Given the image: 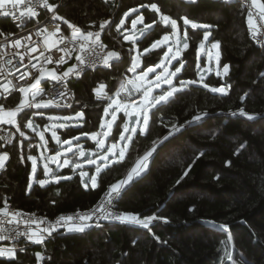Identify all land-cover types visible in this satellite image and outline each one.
<instances>
[{
	"label": "trees",
	"instance_id": "16d2710c",
	"mask_svg": "<svg viewBox=\"0 0 264 264\" xmlns=\"http://www.w3.org/2000/svg\"><path fill=\"white\" fill-rule=\"evenodd\" d=\"M153 3L159 12L151 9ZM58 13L67 34L69 24L86 33L100 32L109 52L120 55L111 66L87 72L70 83L76 94L71 108L44 110L47 115L83 111L78 126L59 129L63 140L100 130L108 101L95 99L94 90L105 82L108 92L114 93L131 63L130 43L123 41L117 28L125 13H129L128 25L138 15L151 25L137 41L140 51L172 31L160 15L176 20L182 33L188 30L189 45H195L194 58L186 61L177 81L198 79L195 54L205 31L211 33L210 43L219 42L220 65H229V71L225 76L208 74V87L190 84L152 108L146 133H136L125 159L99 173L96 188L89 185L90 176L85 188L80 171L70 166L55 176L71 179L44 186L30 184L32 162L27 157L37 153L36 145L15 130L10 146L13 158L0 173V206L7 198L16 208L53 217L91 208L110 184L129 173L153 141L168 136L173 126L179 128L157 148L148 170L127 186L118 201L125 213L159 217L150 229L106 222L84 232L61 233L43 245L27 246L16 259L0 258V264H40L36 253L41 252L45 254L41 264H264V46L249 38L245 8L229 0H63ZM185 16L210 28L185 26ZM104 21L109 23L101 31L99 25ZM6 30H15L8 19L0 22V37ZM165 47L150 51L144 62L151 55L159 62ZM221 86L227 87L225 93L210 89ZM241 108L257 118L240 115ZM30 116L26 111L21 128ZM196 116L202 118L188 123ZM35 120L50 119L46 115L33 118L39 127ZM124 121L120 116L108 143L119 139ZM94 145L91 142L90 148ZM35 178H45L44 168L37 169ZM229 252L231 261L226 257Z\"/></svg>",
	"mask_w": 264,
	"mask_h": 264
},
{
	"label": "snow or ice",
	"instance_id": "6c2138e0",
	"mask_svg": "<svg viewBox=\"0 0 264 264\" xmlns=\"http://www.w3.org/2000/svg\"><path fill=\"white\" fill-rule=\"evenodd\" d=\"M190 2H195V0H190ZM27 8V15L29 18L35 17L37 15V12L34 10L36 7H42L47 9L50 12L55 13V10L57 9L56 4H50L48 0H0V15L5 17H12L13 20L18 19L16 13V8ZM151 9L155 12H159V8L155 3L150 5ZM257 10V16L259 20L264 21V0H250V10L248 11L247 15V23L249 26V29L252 30V34L256 35L259 31V28L261 26H258L256 23V18L253 15V12L251 9ZM130 11H135L130 10ZM24 13L21 12L20 15H23ZM125 16L128 15V13L124 14ZM60 19L63 20V17H56L53 16V19ZM161 21L165 25H171L173 29L172 35L175 36L178 31L177 22L174 19H171L167 15H161L160 17ZM184 25H191L193 29L197 28H208V25H198L197 23L193 22L192 20L188 19L186 16L182 18ZM138 22H143V17H137V19L132 20V27L133 29L136 28V25ZM65 23H68L65 21ZM109 22L104 21L99 25V28L101 31L105 29V25H107ZM125 21L123 19L120 20L119 25H117V28L119 29L120 26L124 25ZM156 21L153 20V24H155ZM69 27L73 29L71 33V42H77L79 43V53L77 54L75 59L77 60L78 64L72 65L69 67L66 71H64L60 75L55 74V70H53L50 73L52 80H65L69 77L70 74L79 75L80 72L77 71L78 66H84L86 64H90L94 66L96 63L101 62L105 65L109 64V61L113 58H118L119 54L116 52H108L106 56H102L101 53L103 52L104 45L99 43L100 41V32H87L82 33L80 29L76 28L75 25L69 24ZM151 25L145 24L143 29L138 30L139 35H144L145 30L149 29ZM44 32H47V29L44 30ZM60 33V28L57 26L55 31L49 33L48 35H44V44L49 46L48 51L51 52V49H56L57 52L63 53V55H60L56 60V64H61L65 62V56H70L73 49L68 47V45L65 43L66 38ZM37 35H43L40 31H37ZM187 35V32L185 31V36ZM210 35V32L205 31L204 33V39L207 40ZM94 37V39H93ZM29 40H31V35L28 37ZM125 40H128L129 37L125 36ZM170 37L168 35L163 36L161 39L154 41L153 44L150 46V48H145L143 50L144 53H149L150 49H158L162 48L164 46H167V51L163 53V58L160 60L158 64H156L154 67H147L140 70V74L137 75V69H140V62L137 60L136 57L132 58V64L131 67L128 68V71L133 73V79H128L126 82L121 83L119 90L116 91L115 97L112 98L109 97L110 103L108 107L104 109L105 115H112L113 121H115V113L117 111H121L122 108L125 110L126 115L129 117V120L131 121V127H129L128 123H125L124 130L119 132V140L115 143H112L110 146L105 148V141L104 139H98V134L92 133L91 139L96 141V147L100 149L103 152V155H96V159H92L90 157H85V153L83 150L79 151L80 157H85L86 162L92 165H95V174H93L91 177H89L91 181V187L96 188L98 187L97 184V176L102 171V168L107 166L108 164H111L113 162L119 163L122 161L125 157V152L127 149V143H124L123 147H120L121 142H130L132 140V136L136 134L137 127H139V131L141 134H143L146 130V127L148 125V110L152 107H155L157 104H160L161 102H166L168 99L173 96L176 92L183 90L184 88L188 87L190 84H195L197 81L191 80V81H180V86L176 87L173 85V78L177 77V74L181 73L182 69L184 68V63L180 59L181 57V44L183 49L188 48V43L186 41H182L181 39H176L174 41L175 50L173 48V44L169 43ZM35 44V42H33ZM61 45H64L61 47ZM21 46V41L19 39L13 41V47L19 48ZM27 51L30 53H35L38 51V47L32 46L28 47L25 46ZM203 47V44L201 45ZM219 47V42H216L212 44V48ZM14 55H20L21 61H23L24 56L20 53H14ZM39 57L43 58V61L45 64H49L53 62L52 55H45L44 51H40ZM39 57H31V59H37L39 62ZM31 59L29 60V63H31ZM217 59H219L217 57ZM177 61L179 63V67H175L174 71H169V65H172V61ZM151 57H149L148 61L145 63H151ZM8 63H11L9 60ZM32 68H36V64L31 65ZM157 69H163L162 72H158ZM19 71V69H17ZM229 71V65L225 64L223 65V73L224 75H227ZM150 73L155 74L153 80H148V86L144 88L143 86H136V80H146ZM218 75L220 73H217ZM29 75L28 73H22L19 76L20 80H24L25 76ZM44 73L41 71V75L37 76L35 79V82L28 85V87L19 86L18 90L21 94H25V96L30 95L31 100L29 99H21L19 104L12 109H6L3 104H0V123L2 124H10L15 125L16 130L19 132L21 137H25V132L20 131V125L17 123V116L20 113H24L26 109H40V108H49V107H59L61 106L59 104L58 100L49 99L47 101L41 100L40 102H35L36 97L40 96L43 92V89L39 86L41 82V78L43 77ZM3 75L0 74V79H3ZM203 78L201 77L202 82ZM12 82L9 80L6 83H0V89H2V93L0 95L7 96L11 93L12 89L16 87V85H12L10 88L9 85H11ZM162 84H166L169 86V91L163 92L162 95L159 96H153L151 99H148L150 96L153 87L156 89H160ZM204 87H208V85H204ZM105 88V85L101 84L98 89H95L94 91L97 93L98 97L106 96L107 93L102 92V90ZM143 92V97L141 101L140 111L138 112H127V105H121L119 102V97L121 92L123 93H131V92ZM212 91L214 92H220L225 93L226 89L224 87L220 88H213ZM243 99V97H242ZM70 107V105H68ZM112 109L111 113L109 110ZM240 115H243L247 117L248 119H256L257 117L254 115H250L247 112L244 111L243 108L239 110ZM41 114L42 113H38ZM206 115V114H205ZM83 117V112L77 113L75 118L72 117H65V120L70 119H78ZM201 116L193 117V121H190L188 123H192L194 121L200 120ZM49 119H54L53 117H50ZM112 122H105L102 121L101 128L111 127ZM25 127L29 129H33V131H36L37 126L34 124V121L32 119H28ZM66 124H60L59 127H66ZM183 127V126H181ZM179 131V128L173 126L172 131L169 132L168 136H171L173 132ZM125 133H130L129 135H125ZM83 135H89L87 133H84ZM109 135H112L109 131H104L103 136L106 138ZM40 140L44 141V133L39 132ZM168 136L164 137L159 142L153 141V146L151 149L146 151L143 156H140L136 162L134 167L129 171L126 178L120 181H117L116 183L109 186V189L107 192H105L104 197L101 198V202L98 204V206L88 213L80 214L77 213L75 216L69 215V216H61L59 220L57 221V224L53 226V229H41V232H47L48 235H52V231L56 227H64L68 222H73L70 227L67 228L68 231H79L84 232L88 227L91 225L88 223L93 219V216H96L98 213L101 212L102 209H105L106 204H111L113 200H115L118 197H122V193L126 190L127 186H130L132 182H134L137 178L140 177V175L148 168L149 161L154 152L157 150V148L163 144L164 141L168 139ZM52 138L56 140L58 144L61 143L59 137L57 136V133L55 130H52ZM73 139L78 140L79 137H74ZM11 142L10 140L8 141ZM69 140H64V145H70ZM42 147H47L46 143L41 145ZM72 148L68 147L64 149V152H57L55 156L47 157L45 159L50 160L53 163H56L57 167H66L70 166L73 168V170L81 168L82 165L80 164H74L72 160L65 158L63 160V163H60L59 157L61 155H65L68 152H71ZM75 155V153H73ZM8 159V154L6 152L0 154V169H2L5 165V161ZM24 157H21V160H23ZM27 159L32 161V179H35L36 172H37V158L34 156H28ZM97 161H100V163H97ZM52 173V169L49 168L48 163L44 164V175L45 177H48L49 174ZM185 175H187V172H185ZM81 183L84 185L85 188L88 187V182L84 179L85 177H88V172L81 171ZM53 178L59 182L61 179H71V177H60L55 176L53 174ZM39 185L44 186L46 183H48L47 179H40L37 181ZM179 183V181H178ZM31 184V180H30ZM22 214L18 211H10L8 200L7 198L4 199V206L0 207V217H3V219H0V241L5 240H16L20 236H26L28 240L33 241L34 243H43L44 236L38 234L35 231H29V232H21L18 230V226L20 224V220L17 219V217H20ZM28 215V214H23ZM34 215V214H32ZM9 217H11L9 219ZM102 219H112L117 220L120 222L125 223H133L142 226L145 229H150V225H152L153 221H156L157 219H160L159 217L152 215L147 216L144 218H140L138 215L131 214V213H122V214H112L109 212H104L102 216L98 217ZM78 221V222H77ZM63 222V223H61ZM25 225H30L31 223H36L35 220H32L31 217L29 219L24 221ZM4 225H15L12 228H6ZM215 227L221 228V229H227L228 225H215ZM158 239V238H157ZM229 240H231V236H229ZM23 251V249H21ZM16 254V251L14 248H5L0 247V257H14ZM37 259H43L42 255L40 253H36ZM227 260H232V254L226 253ZM223 264V262H222Z\"/></svg>",
	"mask_w": 264,
	"mask_h": 264
},
{
	"label": "built area",
	"instance_id": "2783aa9c",
	"mask_svg": "<svg viewBox=\"0 0 264 264\" xmlns=\"http://www.w3.org/2000/svg\"><path fill=\"white\" fill-rule=\"evenodd\" d=\"M57 1L58 2L56 3V5L58 7L55 10V13L50 12L47 9L42 8V7H36L34 10L37 12V15L35 17L29 18L27 15V8L17 7L15 11L19 18L16 20H13L12 17L10 16L5 17V16L0 15V22L8 19L11 25L15 28V30H12V31H9V30L4 31L2 36L0 37V74H2L4 77L3 79H0V83H6L7 81L10 80L12 82V84L9 85L10 88L12 87V85H16V87L13 88L11 92L18 89L19 86H23L27 84L28 82H31L39 74V72L42 69H47V68L63 69L68 64L70 65L78 64L75 57L77 54H80L79 53V43L77 42L69 43V41H71V36L67 35L64 32L58 18L53 19L54 15L58 17V10L63 0H57ZM229 1H234L236 3L241 4L245 8L246 14L248 15V11L250 10V0H229ZM48 2L52 4V0H48ZM251 11L253 12L254 17L256 18L257 25L261 27L259 28V31L257 32L256 35H253L252 30H251L249 38L256 45L263 47L264 46V21L259 20L256 9L253 8L251 9ZM21 12H23L24 14L20 15ZM57 26L60 28V33H58L57 35L62 34L66 38L65 43L68 45V47L73 49L71 55L65 56V62L61 64H56L55 60L60 55H63V53L57 52L56 49H51V52L49 53L48 51L49 46L44 44V35H48L49 33L55 31ZM45 29H47V32H44ZM37 31H40L41 33H43V35H37L36 34ZM29 35H31V40L28 39ZM17 39L21 41V46L19 48H14L13 41ZM33 42H35V44ZM99 43L105 46L101 55L106 56L107 53L109 52L106 43L101 38H100ZM25 46H28V47L36 46L38 47V51L35 53H30L27 51ZM63 46L64 45H61V47ZM40 51H44L45 55L51 54L53 62L49 64H45L43 61V58L39 57ZM14 53L22 54L24 56L23 61H21L20 55H14ZM31 57H39V62L37 59H31ZM30 59H31V63H29ZM9 60L11 61V63H8ZM32 64H36L37 67L32 68L31 67ZM106 66L108 65L103 64L102 61L96 63L94 66L90 64H86L84 66H78L77 71L80 72L78 76L73 73V74H70L69 77L65 80L53 81L43 90L40 97L44 101H47L49 99L58 100L61 107L71 108L76 101L75 91L70 85L71 81L80 79L87 72H94L97 69H101ZM17 69H19V71H17ZM22 73H28L29 75H26L24 80H20L19 76ZM2 91L3 90L0 89V93H2ZM102 92L107 93V95L98 97L97 93L95 92L96 99L109 101L110 100L109 97L116 98V97L111 96V94L107 92L106 85H105V88L102 90ZM120 98H121L122 103L128 102L130 105H138L141 103L142 99H144L142 91L141 92H131V93L121 92ZM68 105H70V107ZM15 138H16V132H15V129L13 128H10L0 133V154L4 152L8 154V159L5 161L4 167L0 169V173L8 169V166L13 158V153L10 149V146L14 142ZM9 140L11 141L10 143L8 142ZM5 186L8 187L9 185H5ZM109 186L106 188L105 192L108 191ZM105 192L103 193L101 198L104 197ZM101 198L91 208L84 209V210L63 212L53 217L39 213V212H28L23 209L14 207L11 203H9L8 205H9L10 211H18L22 214L20 217H17V219L20 220V224L18 226L19 231L21 232H29L30 230L35 231L38 234L44 236L43 242H47L49 240L55 239L57 235L64 233V231L68 227H70L73 222H68L64 227H56L52 231V235L50 236L48 235L47 232H41V229H45V228L53 229V226L57 224V221L59 220L61 216H64V217L69 216V215L75 216L77 213L84 214V213L93 211L98 206V204L101 202ZM119 199L120 197L113 200L111 204H106L105 209H102L100 213H98L96 216H93V219L88 222L91 225L88 228L90 229L93 227H98L106 222L125 223V222H120V221L112 220V219H102V218L98 219V217L102 216L105 211L112 213V214L125 213L118 208ZM23 214H28V215H23ZM29 217H31L32 220H35L36 223L25 225L24 221L29 219ZM10 218L11 217H9V219ZM0 219H3V217H0ZM14 226L15 225H4V227L6 228H12ZM0 242H1V247H5L8 245L12 247L18 246L19 248H23V247L29 246V244H32L31 243L32 241L28 240L26 236H20L16 240H5V241H0Z\"/></svg>",
	"mask_w": 264,
	"mask_h": 264
},
{
	"label": "rangeland",
	"instance_id": "374dc122",
	"mask_svg": "<svg viewBox=\"0 0 264 264\" xmlns=\"http://www.w3.org/2000/svg\"><path fill=\"white\" fill-rule=\"evenodd\" d=\"M131 12H133V11H130L129 13H131ZM127 16H129V15H127ZM127 16H124L122 18L125 21V23H124V25L120 26V28L118 30H121V33L123 34V36H122L123 37V41H126V42H129L130 43L129 54L131 55L130 56L131 63L129 65V68L131 67L132 58L133 57H136L137 60L140 62V69H137V75H139L141 69H144V68H147V67H154L160 61L158 60L159 62H155V63H152V64H148V66L145 64V62H144V56L147 55V54H149L150 52L149 53H144L143 51H140L138 49V45H137V41L139 39H141V35L138 34V30L144 28V24H145L144 18H143V22L142 23L141 22H138L137 25H136V28L133 29V27H132V20L137 19V17H141L142 15H138V16L134 17L130 21L129 25L127 24ZM160 17H161V15H160ZM197 24L200 25L199 23H197ZM177 26H178V31H177V33H176L175 36L172 35L173 29H172V31L170 33L165 34V35H168L170 37L169 43L170 44H173L174 50H175L174 41L176 39H181L183 41L185 38H188L189 37V32H188L187 29H185L184 32L182 33V31H181V29H180V27H179L178 24H177ZM185 31L187 32V35L186 36H185ZM165 35H163V36H165ZM125 36H128L129 39L128 40H125L124 39ZM209 37H210V35H209ZM209 37H208L207 40H205L203 38V40L199 43V45L197 47V50H196L195 57L197 59V67L196 68H197L198 79L194 80V81H197V83H195V84L205 85V79H206L205 76H207L208 74L210 75L213 72L216 73V75H218L217 73H220L219 75L225 76L224 73H223V66L220 65V57H219L220 56V48L219 47H218V49L217 48H212V44H214L215 42L210 43L209 42ZM187 43L189 45V42H187ZM202 44H203V47H201ZM189 46H188V48H189ZM165 48H166L165 51H167V46ZM187 49H183L182 48V44H181V57H180V59L183 61L184 67L186 65V60H185V58L183 56H184V52ZM152 50H155V49H150V51H152ZM119 57H120V55H119ZM119 57L118 58L111 59L109 61L108 67L111 66L113 60L119 59ZM217 57L219 59H217ZM162 58H163V54L159 56V59L160 60ZM69 66H71V65L68 64L65 67V69L68 68ZM179 66H180L179 63H177V61L174 60V61H172V65H169L168 66L169 67V71H174L175 70V67H179ZM51 69L52 68H47V69H42L41 71L44 72V71L47 70V73L50 75ZM183 70H184V68L182 69L181 73L177 74V77L180 74H182ZM41 71L39 72V75H41ZM157 71L158 72H162L163 69H157ZM204 72H206V73H204ZM154 75L155 74L150 73L149 76H148V78L146 80H143V81L136 80V82H135L136 83V86H138V85L140 86L141 85L144 88H146L148 86V80H153L154 79ZM177 77L173 78V85H175L176 87H179L180 86V81H177ZM201 77L203 78L202 82H200L201 81ZM128 79H133V73L129 72L128 69H127L124 72V74L121 76L120 84L126 82ZM184 81H191V80H184ZM30 84L31 83H28L24 87L27 88L28 85H30ZM221 87H224L225 89L227 88L226 86H221ZM213 88L214 87H210V89H213ZM217 88H220V87H217ZM169 90H170L169 89V86L166 85V84H162L160 89H156V88L153 87L152 92H151L150 96L148 97V99H151V97H153V96L162 95L163 92L169 91ZM120 96H121V94H120ZM113 97H115V94H113ZM118 99H119V102L121 103V105H127L128 106L127 107V112H138V111H140L141 103L138 104V105H130L128 102L122 103L120 97ZM110 102H111L110 100L107 102V106L106 107H108V105H109ZM161 103H163V102H161ZM157 105H159V104H157ZM156 106L155 107H152V108H156ZM58 108H61V106H59ZM152 108H150L148 110V116H149L148 123L150 121V116H151ZM111 111H112V109L109 110L110 113H111ZM77 113H80V111L77 112ZM76 114H74V116L71 115V114H59L58 116H54L55 114H51V115H49V117H53L54 119H51L48 122H41V121L35 120V122H38L39 123V127L37 126L36 131H33V129H28L27 127H25L24 129L22 128L20 130V131L25 132V138H27V141L33 142L34 145H36V151H37V153L35 152L36 154H34L33 156L37 158V169L40 168V166L42 168H44V164L45 163H48L49 168L52 169V173L49 174L48 177L43 178V179H47L48 180V183L51 182V181H56L55 179L52 178L53 177V174L54 175H57V173L61 169H63L64 167H57L56 163H53L50 160H47L45 158L51 157V156H55L57 152L63 153L64 152V149H66L68 147H71L72 148V151L71 152H68L66 154V156L65 155H61L58 158L59 161H60V163H63V160L65 158H68V159L72 160V162L74 164H80V165H82L81 168L75 169V171H78V172L80 171V173H81V171H83L82 170L83 168L90 167V168H88V170L86 172H88L89 176L91 177L93 174H95V165H92V164L87 163L85 157H90L92 159H96V155L97 154L103 155V152L96 147V141H94V140L91 139V134L92 133L89 134V135H83L82 134V135L76 136V137H79L78 140L73 139V138L66 139V140H69L71 142L70 145H64L63 144V141L64 140L61 137V133H60V130H59V128H60L59 125L60 124H66L67 126H78L81 123V119H83L84 117L78 118V119H70V120H65L64 119L65 117L75 118L76 117ZM120 116L125 117V121H124V123L122 125V131L124 130L125 123H128L129 124V127H131V125H130V122L131 121L129 120V117L126 115L125 110H123V108H122L121 111H117L115 113V117H116L115 121H113L111 114H109V115L106 116L105 115V112H104L103 113V116H102V119H101V123L103 121V122H105V124H107V122L111 121L112 122L111 123V127L110 128L105 127V128L102 129L101 126H100V130L94 132V133L98 134V139H104V141H105V148H107L109 145H111L112 143H115L116 141L119 140L118 139V140H115V142L108 143L109 137L111 135H109L108 137L105 138L103 136V132L104 131H109L110 133H113L114 127H115L114 123L117 124V121H118V119H119ZM67 126L66 127H62V128H67ZM146 129H147V127H146ZM52 130H55L56 131L57 136L59 137V139L61 141L60 144H58L56 142V140L52 138ZM39 132H43L44 133V137H45L44 141H41L40 140ZM138 132H140L139 131V127H137V132L136 133H138ZM145 132H146V130H145ZM129 134L130 133H125V135H129ZM134 136L135 135L132 136V140H133ZM84 138H86V142H85ZM132 140L130 142H121L120 143V147H123L124 143H127V149H126V152H125V157L127 155L128 148H129ZM91 142L92 143L93 142L95 143L94 147H92V148H90L91 147ZM45 143H46L47 147H42L41 145H43ZM80 150H83L84 151L85 157H80L79 156V151ZM73 153H75V155H73ZM125 157H124V159H125ZM151 161H152V157L150 158L149 166H150V162ZM97 163H100V161H97ZM109 165L110 164H108L107 166L103 167L102 170H104L105 168H107ZM149 166H148V168H149ZM148 168L143 173H145L148 170ZM30 177H31V184L37 183L36 178L35 179H32V172H31V176ZM97 179H98V176H97ZM48 183H46V184H48ZM89 185H91V181L89 182ZM128 224L140 226V225L133 224V223H128ZM140 227H142V226H140Z\"/></svg>",
	"mask_w": 264,
	"mask_h": 264
},
{
	"label": "crops",
	"instance_id": "0c3cea01",
	"mask_svg": "<svg viewBox=\"0 0 264 264\" xmlns=\"http://www.w3.org/2000/svg\"><path fill=\"white\" fill-rule=\"evenodd\" d=\"M190 1V0H189ZM58 1L57 0H52V4H56ZM58 17H61L60 15H59V13H58ZM59 21H60V23H61V20L60 19H58ZM209 26V25H208ZM208 28H210V26L208 27ZM64 30V29H63ZM72 31H73V29L72 28H70L69 27V34H67L66 33V31L64 30V32L67 34V35H69V36H71V33H72ZM81 32L82 33H85L86 34V32H84V31H82L81 30ZM210 36H211V33H210ZM101 38V37H100ZM210 38V37H209ZM213 43V42H212ZM216 43V42H215ZM219 48H220V44H219ZM220 54H221V51H220ZM220 57V56H219ZM109 65V64H108ZM72 66V65H71ZM71 66H69V67H71ZM68 67V68H69ZM68 68H63V69H56V68H52L51 69V72L53 71V70H55V74H57V75H60V74H62L64 71H66ZM44 73V75H43V77L41 78V82H40V87L44 90L50 83H52L53 81H55V80H52L51 79V76L47 73V70L46 71H44L43 72ZM37 76H40L39 74L37 75ZM36 76V77H37ZM36 77L31 81V82H28V83H34L35 82V79H36ZM72 82V81H71ZM27 83V84H28ZM27 84H25V85H27ZM101 84H105L106 85V83L105 82H100V84L98 85V87H96V89H98L99 88V86L101 85ZM25 85H23V86H25ZM119 87H120V85L118 86V88L116 89V91L117 90H119ZM106 90H107V86H106ZM115 91V92H116ZM107 92H108V90H107ZM115 92L114 93H109V94H111V96H113V94H115ZM94 97H95V91H94ZM24 98H26V99H29V100H31V96L30 95H27V96H25V94H21L20 92H19V90L18 89H16V90H14L13 92H11L10 94H8L7 96H4V95H0V104H3L4 106H5V108L6 109H12V108H15L18 104H19V102H20V100L21 99H24ZM95 99H96V97H95ZM42 99H41V97L40 96H38V97H36V101L35 102H40ZM50 108V107H49ZM45 109H48V108H40V109H35V108H32V109H26L25 110V112L24 113H20V114H18V116H17V123L20 125V130L22 129L21 127V123L25 120V118H26V111H28V112H31V116H30V119H32L33 120V118H35V117H38V116H48L49 117V115H47L46 113H44V110ZM80 112H83V111H80ZM38 113H42V115L41 114H38ZM54 116H58V115H54ZM74 116V115H73ZM84 117V116H83ZM50 118V117H49ZM28 120V119H27ZM51 120V119H50ZM26 123H27V121H26ZM60 123V122H59ZM115 124V123H114ZM148 125H149V123H148ZM0 128H14L15 130H16V126L15 125H10V124H2V123H0ZM59 129H64V128H62V127H60ZM147 129H148V126H147ZM147 129H146V131H147ZM4 130V129H3ZM3 130H1L0 131V133L1 132H3ZM8 130V129H7ZM144 133H146V132H144ZM114 163V162H113ZM112 164V163H111ZM110 164V165H111ZM135 164V163H134ZM109 165V166H110ZM133 167H134V165H133ZM132 167V168H133ZM131 168V169H132ZM6 171V170H5ZM127 176V175H126ZM126 176L124 177V178H122L121 180H123V179H125L126 178ZM53 178V177H52ZM54 179V178H53ZM9 204V203H8ZM4 205H1L0 207H3ZM89 229V228H88ZM88 229H86V230H88ZM75 232H79V231H68L67 229L64 231V233H75ZM32 244H29V246H33V245H43L45 242H43V243H34L33 241L31 242ZM0 247H1V242H0ZM17 247V248H16ZM16 247H12V246H5V248H14L15 249V251H16V254H15V256L14 257H0V258H5V259H16V257H17V253L21 250V249H23V250H25V248L26 247H23V248H19L18 246H16ZM41 255H42V257L44 258L45 257V254L44 253H40ZM42 260L43 259H39V262H40V264L42 263Z\"/></svg>",
	"mask_w": 264,
	"mask_h": 264
},
{
	"label": "water",
	"instance_id": "95a60500",
	"mask_svg": "<svg viewBox=\"0 0 264 264\" xmlns=\"http://www.w3.org/2000/svg\"><path fill=\"white\" fill-rule=\"evenodd\" d=\"M183 41L188 42V38H185ZM194 52H195V45L194 44H190L189 48L184 52V58L186 61H191L194 58ZM151 57V63H147V64H152L156 62V56L151 55L149 56ZM149 57L146 58V61H148ZM206 73V72H204ZM131 125V122H130ZM85 180L88 181V177H85Z\"/></svg>",
	"mask_w": 264,
	"mask_h": 264
}]
</instances>
